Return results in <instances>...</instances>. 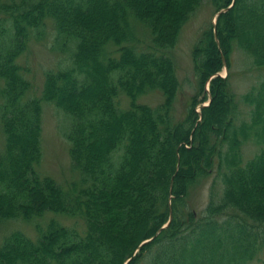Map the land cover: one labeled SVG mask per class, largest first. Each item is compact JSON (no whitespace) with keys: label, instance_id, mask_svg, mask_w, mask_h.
Instances as JSON below:
<instances>
[{"label":"trees","instance_id":"1","mask_svg":"<svg viewBox=\"0 0 264 264\" xmlns=\"http://www.w3.org/2000/svg\"><path fill=\"white\" fill-rule=\"evenodd\" d=\"M204 1L0 0V224L36 231L5 235L0 264H264V76L240 95L229 78L235 52L264 70V0H209L224 11L192 46L179 117L172 53ZM47 24L66 55L36 90L20 58ZM153 92L159 103L142 101ZM45 102L67 120V187L38 169Z\"/></svg>","mask_w":264,"mask_h":264},{"label":"rangeland","instance_id":"2","mask_svg":"<svg viewBox=\"0 0 264 264\" xmlns=\"http://www.w3.org/2000/svg\"><path fill=\"white\" fill-rule=\"evenodd\" d=\"M217 12L214 13V7L211 1L205 0L193 16L184 24L179 34V39L175 50L172 53L176 64V75L180 83L179 92L174 103L175 113L181 117L183 115L184 105L190 95L195 90V76L192 68L191 49L200 32L209 22H215ZM53 28L47 24L46 30L40 38L32 39L26 51L22 54L20 63L29 68L27 76L31 79L32 85L36 90H39L43 80V72L48 68H54L59 60L66 55V52L56 44L57 39H54ZM136 35L145 43L148 41V32L142 25L136 26ZM244 55L235 52L232 55V63L229 69L231 89L236 95L244 93L249 86L254 83L260 76H264V70L260 72L244 66ZM227 70L221 69L219 75L225 76ZM206 90L208 87L206 86ZM161 95L157 92L150 93L144 96L142 101L156 105L161 101ZM203 104L208 102L204 100ZM41 120V161L38 169L41 174L48 175L56 180L61 186L67 185L78 179L77 173L71 167L70 158L68 155V142L65 137L64 128L67 120L63 119L58 114L51 104L44 103ZM200 107L197 108L199 110ZM66 129V128H65ZM3 144V135L0 131V149ZM243 152L246 157L250 156L256 146L252 143H247L243 146ZM211 178V177H210ZM203 184H198L192 191L190 196V205L195 210L199 211L203 208L208 197V187L211 179ZM218 184V183H217ZM218 185H216L217 187ZM60 219V222L66 225L75 224L79 229L82 228V221L76 217L63 216L58 214H50ZM49 216V214H48ZM49 218V217H48ZM21 229L28 236L34 237L35 224L32 222H24L22 220H10L0 224V241L9 232ZM260 261L253 260L249 264H258Z\"/></svg>","mask_w":264,"mask_h":264},{"label":"water","instance_id":"3","mask_svg":"<svg viewBox=\"0 0 264 264\" xmlns=\"http://www.w3.org/2000/svg\"><path fill=\"white\" fill-rule=\"evenodd\" d=\"M222 11H224V9H223V10H220V11H218V12H217V14H218V13H220V12H222ZM166 225H167V223H166V224H164V225H163V227H164V226H166ZM148 240H149V239L145 240L144 242H146V241H148Z\"/></svg>","mask_w":264,"mask_h":264}]
</instances>
